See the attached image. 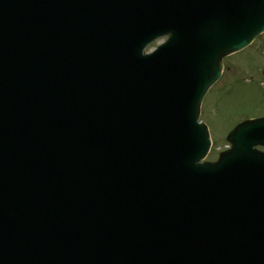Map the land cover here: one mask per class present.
I'll return each mask as SVG.
<instances>
[{"label": "water", "instance_id": "1", "mask_svg": "<svg viewBox=\"0 0 264 264\" xmlns=\"http://www.w3.org/2000/svg\"><path fill=\"white\" fill-rule=\"evenodd\" d=\"M262 31L264 0H0V264H264V118L215 164L197 124Z\"/></svg>", "mask_w": 264, "mask_h": 264}, {"label": "rangeland", "instance_id": "2", "mask_svg": "<svg viewBox=\"0 0 264 264\" xmlns=\"http://www.w3.org/2000/svg\"><path fill=\"white\" fill-rule=\"evenodd\" d=\"M165 39L151 44L153 50ZM220 80L206 93L200 120L209 128L212 147L205 159L214 162L228 148L227 133L244 119L264 116V33L245 50L226 57Z\"/></svg>", "mask_w": 264, "mask_h": 264}]
</instances>
